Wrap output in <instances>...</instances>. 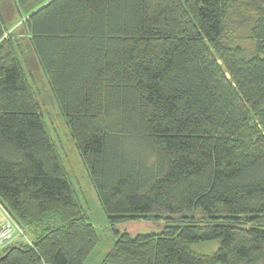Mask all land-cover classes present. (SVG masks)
Instances as JSON below:
<instances>
[{"label":"trees","instance_id":"obj_1","mask_svg":"<svg viewBox=\"0 0 264 264\" xmlns=\"http://www.w3.org/2000/svg\"><path fill=\"white\" fill-rule=\"evenodd\" d=\"M37 69L107 222L164 219L114 231L97 264H264V0H0V202L32 243L0 249L13 247L0 264H83L99 237ZM204 241L212 254L191 249Z\"/></svg>","mask_w":264,"mask_h":264},{"label":"rangeland","instance_id":"obj_2","mask_svg":"<svg viewBox=\"0 0 264 264\" xmlns=\"http://www.w3.org/2000/svg\"><path fill=\"white\" fill-rule=\"evenodd\" d=\"M22 17L23 15H16V19L9 28V31L17 33V37L25 41L21 35L24 32V27H22L24 18ZM230 32V40L232 39L233 43L240 45L248 53L252 51L253 41L247 39L245 33L238 29ZM24 45L26 46V41ZM30 84L43 115L49 136L55 145L57 154L75 194L84 212L88 215L89 220L97 230L99 237L98 244L83 264H97L104 257L114 243V231L126 232L131 236L159 233L164 226V219H141L119 223L115 226H111L107 222L106 215L98 202L63 116L51 95L47 81L40 69L34 72L33 78L30 77ZM217 245V241H204L191 244V249L202 254H212L216 250Z\"/></svg>","mask_w":264,"mask_h":264},{"label":"built area","instance_id":"obj_3","mask_svg":"<svg viewBox=\"0 0 264 264\" xmlns=\"http://www.w3.org/2000/svg\"><path fill=\"white\" fill-rule=\"evenodd\" d=\"M17 239H22L25 243L32 245L21 227L0 202V249Z\"/></svg>","mask_w":264,"mask_h":264},{"label":"water","instance_id":"obj_4","mask_svg":"<svg viewBox=\"0 0 264 264\" xmlns=\"http://www.w3.org/2000/svg\"><path fill=\"white\" fill-rule=\"evenodd\" d=\"M13 247H11L7 252H5L4 254H2L1 256H0V260L2 259V258H4L6 255H7V253L12 249Z\"/></svg>","mask_w":264,"mask_h":264}]
</instances>
